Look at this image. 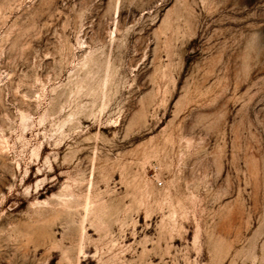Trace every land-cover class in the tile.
I'll use <instances>...</instances> for the list:
<instances>
[{
    "label": "rangeland",
    "instance_id": "rangeland-1",
    "mask_svg": "<svg viewBox=\"0 0 264 264\" xmlns=\"http://www.w3.org/2000/svg\"><path fill=\"white\" fill-rule=\"evenodd\" d=\"M0 264H264V0H0Z\"/></svg>",
    "mask_w": 264,
    "mask_h": 264
}]
</instances>
